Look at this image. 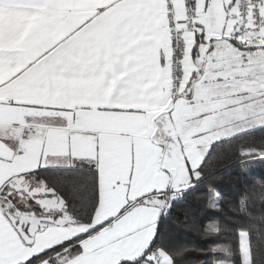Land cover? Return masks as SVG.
Here are the masks:
<instances>
[{"label":"snow or ice","instance_id":"6c2138e0","mask_svg":"<svg viewBox=\"0 0 264 264\" xmlns=\"http://www.w3.org/2000/svg\"><path fill=\"white\" fill-rule=\"evenodd\" d=\"M80 2L0 0V264H264V0Z\"/></svg>","mask_w":264,"mask_h":264},{"label":"trees","instance_id":"16d2710c","mask_svg":"<svg viewBox=\"0 0 264 264\" xmlns=\"http://www.w3.org/2000/svg\"><path fill=\"white\" fill-rule=\"evenodd\" d=\"M220 192V199L216 201V203L221 208V215H226L228 213L229 208L231 207L230 201L233 199L232 196L226 194V190L218 189ZM210 195V194H209ZM214 220H218L219 217H214ZM231 245L232 249L235 252L236 249V236L233 233L230 237L227 238ZM213 240H219L220 242L224 241L223 237H217L215 235H201L195 231H187L184 237L182 238V243L192 249L189 253V260L188 264H194L195 261H204L205 264H211L212 259V252L211 249L213 248ZM198 249H203V252L197 251ZM233 261H237L239 259L238 252L231 257Z\"/></svg>","mask_w":264,"mask_h":264},{"label":"crops","instance_id":"0c3cea01","mask_svg":"<svg viewBox=\"0 0 264 264\" xmlns=\"http://www.w3.org/2000/svg\"><path fill=\"white\" fill-rule=\"evenodd\" d=\"M87 6H88L87 0H81V2L77 3L76 5L69 4V7H75V9L78 11L87 8Z\"/></svg>","mask_w":264,"mask_h":264}]
</instances>
